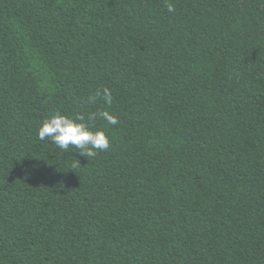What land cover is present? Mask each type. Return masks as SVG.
Masks as SVG:
<instances>
[{
	"label": "trees",
	"instance_id": "1",
	"mask_svg": "<svg viewBox=\"0 0 264 264\" xmlns=\"http://www.w3.org/2000/svg\"><path fill=\"white\" fill-rule=\"evenodd\" d=\"M0 264H264V0H0Z\"/></svg>",
	"mask_w": 264,
	"mask_h": 264
},
{
	"label": "clouds",
	"instance_id": "2",
	"mask_svg": "<svg viewBox=\"0 0 264 264\" xmlns=\"http://www.w3.org/2000/svg\"><path fill=\"white\" fill-rule=\"evenodd\" d=\"M167 10L174 12L172 3H168ZM97 97H101L104 102L111 105L113 102L112 91L108 87L98 89L94 95L87 98L88 104H95ZM99 117L106 121L108 125H117L118 118L108 111L91 112L87 116L88 121H95ZM38 137L51 141L60 149L67 152L70 146L79 149V154L83 157H95L97 150L104 151L109 148L110 139L104 130L93 131L89 124L85 122L83 115L74 118L56 111L52 116L42 121L38 128Z\"/></svg>",
	"mask_w": 264,
	"mask_h": 264
}]
</instances>
